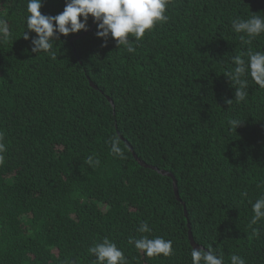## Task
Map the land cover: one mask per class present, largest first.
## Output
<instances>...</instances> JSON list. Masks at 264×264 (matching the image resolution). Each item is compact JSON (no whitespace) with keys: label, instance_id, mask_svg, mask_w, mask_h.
Masks as SVG:
<instances>
[{"label":"trees","instance_id":"trees-1","mask_svg":"<svg viewBox=\"0 0 264 264\" xmlns=\"http://www.w3.org/2000/svg\"><path fill=\"white\" fill-rule=\"evenodd\" d=\"M64 7L43 0L41 13ZM26 9L0 0V264H94L88 249L105 238L127 264H191L190 235L224 264H264V219L250 225L264 195V89L247 77L236 102L224 76L234 56L264 51V34L247 43L231 27L264 16V0H168V22L130 38L134 53L98 39L90 17L53 41L57 59L23 38ZM142 235L171 240L173 254L147 257L129 244Z\"/></svg>","mask_w":264,"mask_h":264},{"label":"clouds","instance_id":"clouds-1","mask_svg":"<svg viewBox=\"0 0 264 264\" xmlns=\"http://www.w3.org/2000/svg\"><path fill=\"white\" fill-rule=\"evenodd\" d=\"M43 0H27V13L23 38L31 39L32 52L35 54L48 53L52 59H57L52 51L53 41L60 36L67 37L80 31L88 30V20L91 17L96 23V36L105 43L109 38L115 41L118 48L122 47L127 53H134L133 39L141 41L146 32H150L155 26L167 23L166 14L168 0H65L63 11L55 16L42 15ZM82 18V19H81ZM232 30L242 34L241 39L246 42L264 34V16L251 14L247 19L235 18L231 22ZM29 33H34L30 37ZM9 29L5 22L0 21V39L7 38ZM234 68L226 71L224 76L231 84L238 85L235 88V101L242 102L248 95V79L264 89V51L248 50L245 56L236 55L233 58ZM231 105L233 100H227ZM229 126L235 130L242 124L238 119L229 120ZM110 151L113 155L123 158V150L118 139L110 142ZM4 133L0 131V163L3 162V154L6 152ZM85 162L95 167L100 163L99 159L88 156ZM246 195V194H245ZM253 217L250 225L257 224L264 219V195L251 202ZM140 233H150L147 223H142L138 229ZM129 244L143 252L147 257H168L173 254V242L163 237L142 235L139 239L129 238ZM90 255L95 256L94 264H127V258L117 245L107 238L101 243H96L88 249ZM191 264H224L222 256H218L209 245L205 248L192 249ZM230 264H245V260L238 255L230 256Z\"/></svg>","mask_w":264,"mask_h":264},{"label":"water","instance_id":"water-1","mask_svg":"<svg viewBox=\"0 0 264 264\" xmlns=\"http://www.w3.org/2000/svg\"><path fill=\"white\" fill-rule=\"evenodd\" d=\"M136 159H138L137 157H136ZM163 175H168V176H170V177H172L173 179H175L174 178V176L172 175V174H170V173H168V172H161ZM175 182H176V180H175ZM175 193H176V196H177V198L180 200V198H179V194H178V192H177V189H176V187H175ZM190 239H191V242H192V246L195 248V249H200L197 245H196V243L194 242V240H193V238H192V236L190 235Z\"/></svg>","mask_w":264,"mask_h":264}]
</instances>
